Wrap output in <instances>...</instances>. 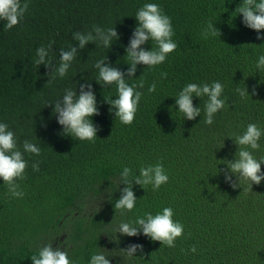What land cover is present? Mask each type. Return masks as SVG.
Here are the masks:
<instances>
[{
	"label": "trees",
	"instance_id": "16d2710c",
	"mask_svg": "<svg viewBox=\"0 0 264 264\" xmlns=\"http://www.w3.org/2000/svg\"><path fill=\"white\" fill-rule=\"evenodd\" d=\"M146 2L157 3L172 21L177 44L167 60L154 68L138 65L129 81L143 95L131 125L110 113L105 99L117 96L115 86L102 87L95 80L94 64L106 59L127 72L124 47L137 25L136 11ZM243 0H28V11L18 26L5 30L0 21V121L9 125L22 150L25 140L40 146L39 156L25 153V178L17 181L23 198L6 196L0 180V264H32L31 256L46 245L65 248L74 264H88L90 256L104 251L111 264H264V181L251 184L233 176L225 180L223 160L234 159L233 139L249 123L264 127V72L255 61L264 54V40L244 26L236 8ZM211 21L219 31L204 37ZM93 26L116 28L120 37L111 49L89 43L80 50L68 74L52 79L51 68L34 64L35 50L52 45L53 66L61 48L78 46L74 32ZM264 35V30H262ZM154 42L145 47L151 49ZM125 58V59H124ZM166 73V77H162ZM48 80L51 82L48 83ZM219 81L224 86L225 107L207 125L203 115L183 119L176 112L175 96L187 83ZM155 82L157 89L149 93ZM91 83L97 97L98 128L93 142L61 134V126L47 105L64 89ZM245 86L241 98L236 88ZM255 89V94H253ZM204 98H194L201 106ZM261 149L254 152L264 156ZM33 163L39 170L34 171ZM161 163L167 184L133 185L137 199L131 212L115 210L113 204L125 185L120 172L132 174L150 164ZM264 172V165L261 166ZM131 179V177H130ZM107 190L112 193L111 200ZM171 207L174 220L184 226L175 247L140 234H116L120 222ZM142 245L135 256L124 251ZM196 246L197 252L189 251Z\"/></svg>",
	"mask_w": 264,
	"mask_h": 264
},
{
	"label": "clouds",
	"instance_id": "9594fccd",
	"mask_svg": "<svg viewBox=\"0 0 264 264\" xmlns=\"http://www.w3.org/2000/svg\"><path fill=\"white\" fill-rule=\"evenodd\" d=\"M28 0H0V21L4 22L5 30H10L19 25L28 11ZM236 16L242 15V22L245 27L257 33V39L264 40L262 30H264V0H243L236 8ZM137 25L132 31L128 45L124 47L129 66L127 72H122L117 67H113L106 59H99L95 62L94 68L98 71L95 80L102 87L115 86L117 96L114 99H105L110 105L109 111L114 114L116 120L124 125H131L135 119L138 105L143 93L138 90L143 88V82L139 85L129 83L139 79H126L135 77L137 66L144 65L146 68H154L163 64L168 56L173 53L177 44L173 39L175 35L171 18L163 12L160 6L154 2H146L135 14ZM219 31L214 24L209 21L203 31L205 38L215 36ZM220 35V33H219ZM120 39L116 28H103L93 26L89 32H74L73 40L78 46L71 45L67 49L61 48L59 52V63L53 66L51 56L52 45L40 46L35 50L34 64L39 67L44 65L51 68L49 76L52 79L64 78L77 59L79 51L86 48L89 43H94L96 47L103 46L111 49L112 45ZM148 42H154V47L146 49L143 47ZM124 58V59H125ZM257 72H264V54H260L255 61ZM166 77V73L161 74ZM51 81L48 80V83ZM157 85L153 82L147 89L149 93L155 92ZM237 93L244 98L249 96L248 89L236 88ZM224 86L219 81L211 83H187L175 96L176 112L183 115V119L195 120L203 115V122L207 125L214 123V117L225 107ZM255 94V89H253ZM203 114L201 106L194 105V98H204ZM52 107V115L58 125L61 126V134L71 136L75 140L93 142L97 139L98 128L93 122V117L99 115L97 97L91 83L79 84L77 87L66 88L62 96L54 103L47 105ZM233 139L238 150L234 154V159L223 160L227 167L224 178L232 183L235 176L239 183L245 180L251 184H260L264 181V172L261 166L264 165V156L257 158L254 152L260 151L261 140L264 139V127L256 123H249L242 133L235 135ZM41 148L38 144L25 140L22 150L17 146L15 133L9 125L0 121V180L6 185V196L11 198H23L25 193L21 185L17 182L25 178L28 161L24 159V154H34L39 156ZM34 171L39 170L38 163H33ZM131 177V179H130ZM169 176L161 163L150 164L139 169L137 175L132 174V169L125 166L120 172V184L125 185L119 188L120 196L113 204L115 210L121 212H131L137 204L133 185L142 188L151 186L153 191L158 190L162 185L167 184ZM232 187L237 185L232 183ZM109 200H111V194ZM174 211L171 207H163L162 210L153 215L150 212L143 216H137L134 220L129 219L119 223L116 234L128 237H135L140 234L150 238L152 241L161 242L162 246L175 247V242L184 233V226L178 220H174ZM142 251V245L131 244L124 251L129 257ZM196 253V246L189 249ZM32 264H74L68 251L61 247H53V244L42 246L38 252L31 257ZM88 264H111L110 259L104 251H97L90 256Z\"/></svg>",
	"mask_w": 264,
	"mask_h": 264
}]
</instances>
